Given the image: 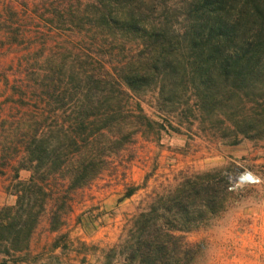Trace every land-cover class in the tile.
Wrapping results in <instances>:
<instances>
[{"label":"trees","instance_id":"obj_1","mask_svg":"<svg viewBox=\"0 0 264 264\" xmlns=\"http://www.w3.org/2000/svg\"><path fill=\"white\" fill-rule=\"evenodd\" d=\"M0 56L12 58L0 67V174L13 171L15 195L0 207V264L24 259L45 213L58 230L137 136H160L148 91L161 113L218 119L229 144L264 134V0H0ZM230 187L216 169L150 191L108 264H198L204 244L188 234L225 211Z\"/></svg>","mask_w":264,"mask_h":264},{"label":"rangeland","instance_id":"obj_2","mask_svg":"<svg viewBox=\"0 0 264 264\" xmlns=\"http://www.w3.org/2000/svg\"><path fill=\"white\" fill-rule=\"evenodd\" d=\"M10 57L0 56V67ZM155 98L151 90L140 102L146 115L164 120L160 136L149 140L137 136L132 150L116 158L110 170L74 199L58 230L50 229L45 213L24 259L15 264H108L106 253L118 241L125 215L133 213L147 193L173 185L184 173L216 169L226 174L234 194L225 211L211 219L218 221L211 233L208 225L188 234L190 241L204 244L197 263L215 256L217 264H264V134L229 144L218 119L161 113ZM18 174L24 180L30 172L20 169ZM12 177L10 167L0 174V207L15 202ZM125 183L139 189L121 199ZM111 264L121 263L111 258Z\"/></svg>","mask_w":264,"mask_h":264},{"label":"clouds","instance_id":"obj_3","mask_svg":"<svg viewBox=\"0 0 264 264\" xmlns=\"http://www.w3.org/2000/svg\"><path fill=\"white\" fill-rule=\"evenodd\" d=\"M217 223H218V221L215 219L209 221V227L207 230L208 233H211L214 230ZM193 242H195V241H193ZM205 264H217L215 256H210L209 259L205 262Z\"/></svg>","mask_w":264,"mask_h":264},{"label":"built area","instance_id":"obj_4","mask_svg":"<svg viewBox=\"0 0 264 264\" xmlns=\"http://www.w3.org/2000/svg\"><path fill=\"white\" fill-rule=\"evenodd\" d=\"M250 180H251V181H254V179H253V178H250Z\"/></svg>","mask_w":264,"mask_h":264}]
</instances>
